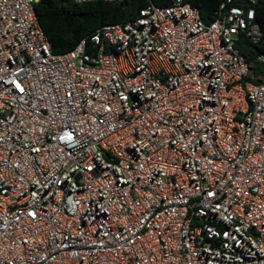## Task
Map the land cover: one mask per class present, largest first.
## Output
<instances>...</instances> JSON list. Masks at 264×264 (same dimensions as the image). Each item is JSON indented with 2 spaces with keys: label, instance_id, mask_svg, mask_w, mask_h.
<instances>
[{
  "label": "built area",
  "instance_id": "built-area-1",
  "mask_svg": "<svg viewBox=\"0 0 264 264\" xmlns=\"http://www.w3.org/2000/svg\"><path fill=\"white\" fill-rule=\"evenodd\" d=\"M257 1L150 3L56 54L38 0H0V264H264Z\"/></svg>",
  "mask_w": 264,
  "mask_h": 264
},
{
  "label": "trees",
  "instance_id": "trees-1",
  "mask_svg": "<svg viewBox=\"0 0 264 264\" xmlns=\"http://www.w3.org/2000/svg\"><path fill=\"white\" fill-rule=\"evenodd\" d=\"M176 0H123L120 3L91 2L77 4L74 0H38L34 4L38 21L44 30L53 52L65 54L73 50L82 40L91 49L90 39L104 25L126 23L136 19L139 10L152 3L168 7ZM196 6L206 24L214 21L221 0H182ZM247 6L245 1L239 2ZM255 21L263 37L259 44H253L245 34H240L236 47L245 60L252 64L254 83L264 74V65L258 57L264 54V0L255 4Z\"/></svg>",
  "mask_w": 264,
  "mask_h": 264
}]
</instances>
